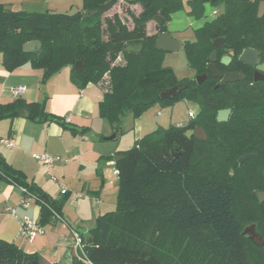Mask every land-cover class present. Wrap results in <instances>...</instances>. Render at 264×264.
Wrapping results in <instances>:
<instances>
[{
	"label": "trees",
	"instance_id": "trees-1",
	"mask_svg": "<svg viewBox=\"0 0 264 264\" xmlns=\"http://www.w3.org/2000/svg\"><path fill=\"white\" fill-rule=\"evenodd\" d=\"M109 1L83 0L82 9L73 13L29 12L0 3L3 65L12 71L31 62L33 67L44 70L43 81L70 67L72 78L80 87L100 84L105 91L101 114L115 130L123 118L138 117L152 105L178 98L199 103L198 123L205 128L216 123L220 108H233V117H237L238 82L216 88L217 78L212 75L201 84L194 78L177 80L173 70L162 64L165 51L156 47V40L161 32L168 31L172 14L186 7L184 0H124L142 8L140 13L131 14L132 28L119 13L103 16L98 12L84 18V11L97 10ZM221 1L225 2L224 11L195 31V41L184 45L189 65L198 74L206 71L218 37H223L225 47L235 53L236 63L224 66L226 69H234L246 48L264 54V15L258 16L263 0H189V14L200 19L208 2L217 6ZM155 15L162 23L156 25L155 33L148 34L147 24ZM32 40L41 43L40 52L24 50V44ZM126 45L140 47L127 50ZM119 56L125 59L124 63H117ZM79 60L84 63L82 71L74 69ZM183 82L187 83L186 88L174 99L160 97L162 89ZM19 108H25L28 117L35 121L56 119L47 115L45 104H25L17 99L0 104V120L18 115ZM58 121L67 123L65 118ZM194 123L148 134L131 149L111 157L115 160L121 156L116 161V209L97 218L90 240L83 246V255L71 264H175L163 254V248L172 243L173 233L194 244L215 264H264V247L242 235L247 221L235 207L237 189L230 182L215 178L187 181L198 149L193 136L186 135ZM0 176L35 195L41 205L42 223L50 221L52 209L60 212L59 202L46 201L40 188L28 184L4 160L0 163ZM243 207L249 213L248 220L256 224L264 238V203H245ZM0 264H39V255L0 238Z\"/></svg>",
	"mask_w": 264,
	"mask_h": 264
},
{
	"label": "crops",
	"instance_id": "crops-1",
	"mask_svg": "<svg viewBox=\"0 0 264 264\" xmlns=\"http://www.w3.org/2000/svg\"><path fill=\"white\" fill-rule=\"evenodd\" d=\"M0 3L29 12H64L69 6L77 5V10L83 6V0H0ZM214 8L207 3L204 16L197 19L189 14L186 6L172 14L168 31L176 38L179 36L175 34L188 29L196 31L216 17ZM141 10L139 6L137 13ZM43 77L44 70L33 67L31 62L9 71L0 57V104L17 99L25 104L39 102L45 104L47 115L56 118L35 121L28 115L18 114L1 119L0 139L13 138L15 146L0 142V159L18 170L28 184L40 188L50 201L59 202L63 220L52 214L50 221L42 223L41 205L33 200L29 207L22 206L19 186L0 176V238L16 243L27 253H37L39 264H71L83 255V246L89 242L97 218L117 206L119 177L113 172L115 165L111 157L118 149L109 142L114 133L109 136L112 131L109 121L101 114L103 86L89 83L80 87L73 80L70 67L46 81ZM21 85L26 90L16 97L12 89ZM66 117L70 118L66 124L58 121ZM40 152L62 157L51 169L58 181L51 178L47 166L33 157ZM61 184L67 193L61 192ZM23 217L38 220L44 233L32 239L21 236L19 219ZM73 231L79 233L81 245L75 244Z\"/></svg>",
	"mask_w": 264,
	"mask_h": 264
},
{
	"label": "rangeland",
	"instance_id": "rangeland-1",
	"mask_svg": "<svg viewBox=\"0 0 264 264\" xmlns=\"http://www.w3.org/2000/svg\"><path fill=\"white\" fill-rule=\"evenodd\" d=\"M72 1V0H71ZM189 0H184V5L188 6ZM139 4H129L124 0H118L117 3L110 8L107 12H104L103 16H113L115 13H119L121 18L127 24L129 28L133 27V21L131 14H138L137 10ZM67 7L64 12L73 13L78 11L77 5L74 8ZM219 13H222L225 9V2L221 1L217 4ZM17 8H15L16 10ZM150 23V28L148 24ZM147 24L146 31L148 34H153L156 32L157 23L151 20ZM181 39L193 41L196 38L195 30L188 29L180 34H175ZM178 37V38H179ZM2 58V54H0ZM125 62L122 56L117 59L118 64ZM162 64L173 70L176 75L177 80L183 79H193L195 71L190 67L189 61L185 51L179 52H164ZM200 105L194 100L188 98H178L175 101L168 103H157L150 106L144 110L138 117L129 115L121 121V125L115 130L113 124L109 121V126L111 128V136L117 131V137L109 140V142L117 147V152L131 149L134 147L138 139L142 140L148 134L153 132L162 131L163 129L170 128L171 126H186L191 121L189 116V110L198 113ZM158 112H161L158 114ZM140 131L142 134L140 135ZM108 136V137H109ZM102 139L104 136H100ZM197 152L195 153L193 159V166L191 169V176L187 179L188 182L195 183L200 179L205 178H215L218 180H223L226 182H238L240 181L238 187V195L243 192V185H241V180L238 178V172L230 170L232 167H236L234 163L224 164V157L222 155H217L215 153L209 152L206 146L199 144L197 147ZM238 168V167H236ZM117 191V200H118ZM245 203L236 200V209L245 222L244 229L249 225L253 224L251 220H248L249 213L244 210ZM116 209V208H115ZM247 217V218H246ZM164 234H161V236ZM172 243L163 248V254L166 258L171 260L175 264H215L214 261L210 260L209 257H204L200 250L194 245L186 242V240L173 233L171 238Z\"/></svg>",
	"mask_w": 264,
	"mask_h": 264
},
{
	"label": "flooded vegetation",
	"instance_id": "flooded-vegetation-1",
	"mask_svg": "<svg viewBox=\"0 0 264 264\" xmlns=\"http://www.w3.org/2000/svg\"><path fill=\"white\" fill-rule=\"evenodd\" d=\"M208 3L213 5L212 2ZM215 7L217 8V6ZM219 14L218 12L217 15ZM230 51L233 50L225 47L224 39L222 47L217 49V59L211 60L209 57L206 71L200 74L195 72L193 78L196 80L198 75L206 74V78L201 82L203 83L208 80L210 75L214 77L209 70L211 64H214L222 74L227 72L243 74V78L237 81L240 88V106L237 109V117H233L235 116L233 108H220L217 111L216 123L205 128L204 125L198 123L199 109L198 113L193 112V117H190L191 121L195 122L193 128L189 129L193 131L190 137L193 136L197 147L202 144L206 146L209 152L222 155L224 164H236L238 168L232 167L230 170L238 172V178L241 180V185H243V192L238 195L240 181L239 183L230 182L237 189L235 199L243 203L257 202L263 204L264 199L260 200L259 193H264V70L260 69L264 65V54L257 50L260 53V61L252 65L241 62L239 60L240 55L238 57L239 63L236 64L234 69H226V66L236 63L235 53L231 54ZM219 52H224V54L220 56ZM226 55L231 56V61L228 65L221 62V59ZM214 78H217L215 87L221 86L219 85L221 78ZM224 109H230L231 112L227 119L218 121V113ZM199 129H203L204 133L199 131ZM247 154H254V157L240 162V158Z\"/></svg>",
	"mask_w": 264,
	"mask_h": 264
},
{
	"label": "water",
	"instance_id": "water-1",
	"mask_svg": "<svg viewBox=\"0 0 264 264\" xmlns=\"http://www.w3.org/2000/svg\"><path fill=\"white\" fill-rule=\"evenodd\" d=\"M216 1V0H213ZM116 3V0H110L109 2L103 4L100 6L99 9L97 10H89V11H84L83 16L84 18L96 15L98 12H107L110 8H112ZM153 13H155V10L152 9ZM264 15V1H262L259 5V9H258V16L262 17ZM154 21L157 22L158 24L162 23V19L159 17V15H155L154 17ZM223 37H218L214 40L213 44L215 46V50L211 53L210 55V59L211 60H216L217 59V49L221 48L223 45ZM138 47H140V45H126V49L127 50H138ZM156 47L159 50L165 51V52H179V51H184V42L183 40L176 38L174 36H172L171 32L169 31H165V32H161L156 40ZM42 48L41 43L38 40H32L30 42H27L24 44V50L26 52H34V53H38L40 52ZM231 54H234L233 51H230ZM259 51H257L256 49L253 48H246L239 60L243 63L252 65V64H257L260 61L259 58ZM231 61V56H224L221 59V62L225 65H228ZM84 67V63L82 60H79L75 66L74 69L77 71H82ZM260 69L264 70V65L260 67ZM209 70L213 73L214 77H220L221 81L219 83V85H226L228 83H234L239 81L240 79L243 78V74L239 73V72H227L225 74H222L214 64H211L209 66ZM206 74L204 75H198L196 77V80L198 83H201L205 78H206ZM187 83L183 82L180 84H177L171 88H164L161 90L160 93V97L162 99H167V100H172L175 97H177L184 88H186ZM231 112L230 109H224V110H220L218 113V121H223L225 119H227L229 113ZM18 114H22V115H27V112L24 108H19L17 110ZM117 126V125H116ZM199 131L204 133L203 129H199ZM193 131L189 130L186 132L187 137H190L192 135ZM116 135V133H114L110 138H114ZM254 157V154H247L244 155L243 157L240 158V162H243L249 158ZM121 159V156H116L115 157V161H118ZM0 163H1V159H0ZM43 198L46 201H50L49 196L47 195H43ZM259 198L260 200L264 199V193H259ZM243 236H246L247 238H249L254 244H256L257 246L260 247H264V238L261 235V233H259V231L257 230L256 224H251L248 227H246L244 229V231L242 232Z\"/></svg>",
	"mask_w": 264,
	"mask_h": 264
},
{
	"label": "built area",
	"instance_id": "built-area-1",
	"mask_svg": "<svg viewBox=\"0 0 264 264\" xmlns=\"http://www.w3.org/2000/svg\"><path fill=\"white\" fill-rule=\"evenodd\" d=\"M213 14L214 15L218 14V10L216 8H214ZM25 90H26V87L24 85H21L18 87H14L12 89V92L16 97H20L21 95H23ZM158 114H160V112H158ZM193 114H194L193 111L189 110V116L193 117ZM65 120L68 122L70 118L66 117ZM0 142L4 143L8 147L15 146V140L13 138H1ZM33 157L40 163L47 166L49 168V174L51 178L55 181H58V178L51 172V169L54 167V165L57 162H60L63 160L60 155L51 154L49 152H40V153H34ZM112 164L115 165L113 172L116 175H118L119 170L116 167V161L114 159L112 160ZM19 188L22 192V196L20 200V204L22 206L29 207L31 203L33 202V200L37 201V198L35 197V195L31 193L27 188L23 186H19ZM61 192L63 194L67 193V188L63 185H62ZM12 213H15V210H12ZM52 214L54 218L58 220H63V217L59 212L52 209ZM19 222H20V235L27 239H32L37 234H42L45 231L44 227L38 222V220H33L28 217H23L19 219ZM73 239L76 245H81V237L78 232L73 231Z\"/></svg>",
	"mask_w": 264,
	"mask_h": 264
}]
</instances>
